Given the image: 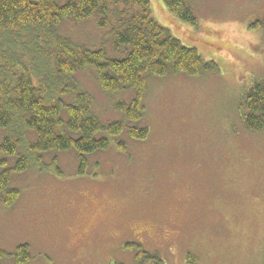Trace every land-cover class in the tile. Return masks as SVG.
Instances as JSON below:
<instances>
[{
	"label": "rangeland",
	"instance_id": "rangeland-1",
	"mask_svg": "<svg viewBox=\"0 0 264 264\" xmlns=\"http://www.w3.org/2000/svg\"><path fill=\"white\" fill-rule=\"evenodd\" d=\"M151 2L156 19L217 69L150 77L141 121L148 138L89 155L84 173L70 149L43 155L60 172L14 174L17 199L0 201L2 264H17L23 243L25 264H151L136 260L132 241L163 264H187L190 252L196 264H264V129L249 131L242 117L245 93L264 79V26L251 25L263 20L264 0H190L196 24ZM56 32L111 47L96 18L65 21ZM33 50H23L27 60ZM75 78L105 120L132 95L105 92L92 68Z\"/></svg>",
	"mask_w": 264,
	"mask_h": 264
},
{
	"label": "trees",
	"instance_id": "trees-1",
	"mask_svg": "<svg viewBox=\"0 0 264 264\" xmlns=\"http://www.w3.org/2000/svg\"><path fill=\"white\" fill-rule=\"evenodd\" d=\"M162 1L172 15L197 23L190 0ZM91 18L106 30L110 48L56 32L65 21ZM251 25L264 26V17ZM30 46L34 54L27 60L23 50ZM85 68L95 71L108 94L132 92L128 100L116 101L119 117L105 120L94 110L93 97L75 78ZM215 69L213 60L205 61L156 19L151 0H0V201L11 206L17 199L14 174L31 167L60 172L57 160L46 162L45 153L74 149L78 172L84 173L89 155L113 146L126 150L128 141L147 139L150 131L141 121L150 77L199 76ZM242 117L249 131L264 129V79L255 78L245 93ZM126 247L140 263L163 264L158 252L139 242ZM193 254L187 253V264H196ZM5 255L0 248V264ZM29 258V245L19 244L16 263Z\"/></svg>",
	"mask_w": 264,
	"mask_h": 264
}]
</instances>
